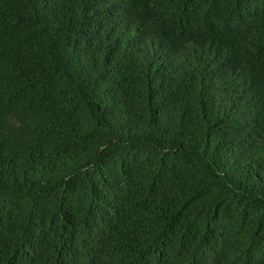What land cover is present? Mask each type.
<instances>
[{"label":"trees","instance_id":"16d2710c","mask_svg":"<svg viewBox=\"0 0 264 264\" xmlns=\"http://www.w3.org/2000/svg\"><path fill=\"white\" fill-rule=\"evenodd\" d=\"M0 264H264V0H0Z\"/></svg>","mask_w":264,"mask_h":264}]
</instances>
